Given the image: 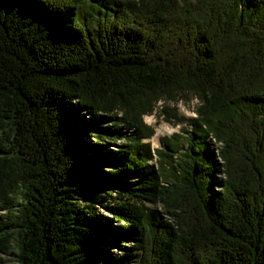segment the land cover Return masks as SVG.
Instances as JSON below:
<instances>
[{
	"label": "trees",
	"instance_id": "trees-1",
	"mask_svg": "<svg viewBox=\"0 0 264 264\" xmlns=\"http://www.w3.org/2000/svg\"><path fill=\"white\" fill-rule=\"evenodd\" d=\"M115 239L116 264H264V1L0 0V254Z\"/></svg>",
	"mask_w": 264,
	"mask_h": 264
},
{
	"label": "rangeland",
	"instance_id": "rangeland-1",
	"mask_svg": "<svg viewBox=\"0 0 264 264\" xmlns=\"http://www.w3.org/2000/svg\"><path fill=\"white\" fill-rule=\"evenodd\" d=\"M264 1V0H261ZM196 101L193 98L188 99L187 101L184 99L179 98L177 101L174 102H164L160 101L158 102L153 109V112L151 114L145 115L144 116V121L147 125H150L154 133L150 138H146L143 141L147 142L149 141L152 145L153 148L159 147L160 146V138L163 136H169L174 132H178L181 127L185 125V122H172L169 119L166 118V116L162 113H160V110L164 106H169L175 109V112L178 115H183L184 117L190 118L194 117L195 113L193 110V107L195 106ZM85 118H87L89 121H95L97 123L98 120H92L89 115H85ZM81 141L84 142H89L92 141V139L87 138L86 136H81L80 137ZM218 146L220 147V144L215 145V147ZM111 147V146H108ZM114 148V147H111ZM93 156H91L92 158ZM153 161L151 162V164ZM103 213V212H102ZM114 224V223H112ZM117 241V248H109V247H104L103 248V256L102 258L99 259L100 264L103 263L104 259H110L111 264H116V260L124 255L126 253V250L123 248L122 243L120 240L115 239ZM0 264H18L17 261L15 260V256L13 255H4L0 254Z\"/></svg>",
	"mask_w": 264,
	"mask_h": 264
}]
</instances>
